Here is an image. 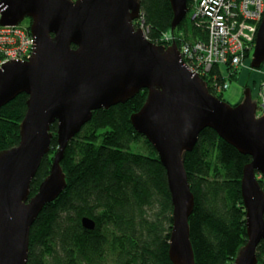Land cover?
Segmentation results:
<instances>
[{
  "label": "water",
  "instance_id": "95a60500",
  "mask_svg": "<svg viewBox=\"0 0 264 264\" xmlns=\"http://www.w3.org/2000/svg\"><path fill=\"white\" fill-rule=\"evenodd\" d=\"M171 31L188 15V0H170ZM2 26L30 19L34 52L27 61L0 69V108L21 94L28 96L18 146L0 153V264H27L30 232L43 209L67 188L61 163L66 149L93 112L124 104L142 90L147 98L131 117L135 130L155 148L173 204L169 257L173 264H195L190 216L195 197L185 156L201 132L213 129L241 154L251 157L243 169L242 198L247 243L234 264H258L264 240V113L251 89L237 105L215 97L202 77L183 62L177 44L148 41L134 20L140 0H0ZM264 64V17L259 26L251 68ZM58 124L59 149L50 174L30 198L31 184L50 153L51 126ZM82 226L96 229L83 217Z\"/></svg>",
  "mask_w": 264,
  "mask_h": 264
},
{
  "label": "trees",
  "instance_id": "16d2710c",
  "mask_svg": "<svg viewBox=\"0 0 264 264\" xmlns=\"http://www.w3.org/2000/svg\"><path fill=\"white\" fill-rule=\"evenodd\" d=\"M140 5L152 39L182 32L185 41L208 42L206 29L194 21L189 29L192 0L187 17L174 32L170 0H140ZM216 71L217 67L211 75ZM242 71H235L230 82ZM211 75L203 77L206 87L224 100L225 92L216 94L209 86ZM147 94L142 90L124 104L93 112L91 121L71 140L61 163L67 188L33 224L27 264H173L169 257L173 204L166 170L155 148L131 122ZM27 100L21 94L0 108V153L18 146ZM51 134L50 153L31 184L30 198L50 174L58 152L57 123ZM251 160L210 128L201 132L194 150L186 154L195 197L189 220L195 264H234L247 243L241 183ZM258 178L264 190V176ZM85 216L96 222L95 230L82 226ZM257 257L258 264H264V240Z\"/></svg>",
  "mask_w": 264,
  "mask_h": 264
},
{
  "label": "built area",
  "instance_id": "2783aa9c",
  "mask_svg": "<svg viewBox=\"0 0 264 264\" xmlns=\"http://www.w3.org/2000/svg\"><path fill=\"white\" fill-rule=\"evenodd\" d=\"M190 13L192 21L208 31V42L185 41L182 32L178 35L165 32L154 40L142 12L134 26L152 43L171 46L179 42L181 58L193 74L210 76L217 67L209 86L216 94H222L229 89L235 71L245 68L254 53L264 17V0H192ZM34 48V38L27 26L0 24V69L13 61L29 60ZM259 87L258 111L264 113V74Z\"/></svg>",
  "mask_w": 264,
  "mask_h": 264
},
{
  "label": "rangeland",
  "instance_id": "374dc122",
  "mask_svg": "<svg viewBox=\"0 0 264 264\" xmlns=\"http://www.w3.org/2000/svg\"><path fill=\"white\" fill-rule=\"evenodd\" d=\"M188 23H189V29L190 31L192 30V20H191V15L189 13L188 15ZM30 19H25L22 24L25 25V26H29L30 25ZM252 57L253 55L250 57V63H251V60H252ZM249 60H248V63H249ZM243 71L241 72L240 76L238 79H235L233 81L230 82V87L229 89L224 93V100L226 102H228L229 104L231 105H237V103L239 102V99L242 97V94H243V87L241 86V83H242V80L245 78V73L246 72H255L257 75H258V78L261 77V75H263L264 73V64H263V67L260 69V70H254V69H251L249 68L247 65L245 66V68L242 69ZM257 78V79H258ZM263 78V77H262ZM262 80V79H261ZM259 85H260V81L257 82V87H258V90H259ZM258 90H257V94H258ZM256 91V90H255ZM255 102H259V98H255L254 100ZM258 117H262L263 116V113L259 110L258 111Z\"/></svg>",
  "mask_w": 264,
  "mask_h": 264
},
{
  "label": "flooded vegetation",
  "instance_id": "af4514ba",
  "mask_svg": "<svg viewBox=\"0 0 264 264\" xmlns=\"http://www.w3.org/2000/svg\"><path fill=\"white\" fill-rule=\"evenodd\" d=\"M250 88L251 89V94H252V99L255 100V98H257V82L256 81H251L250 83H247L244 87H243V94L242 97L239 99V102L237 104L242 103L245 100V92L246 90ZM256 90V91H255Z\"/></svg>",
  "mask_w": 264,
  "mask_h": 264
},
{
  "label": "crops",
  "instance_id": "0c3cea01",
  "mask_svg": "<svg viewBox=\"0 0 264 264\" xmlns=\"http://www.w3.org/2000/svg\"><path fill=\"white\" fill-rule=\"evenodd\" d=\"M247 66L250 68V64L248 63ZM263 75L258 78V75L255 72H246L245 78L242 80L241 86L244 87L247 83L251 81L259 82L262 79ZM258 78V79H257Z\"/></svg>",
  "mask_w": 264,
  "mask_h": 264
}]
</instances>
